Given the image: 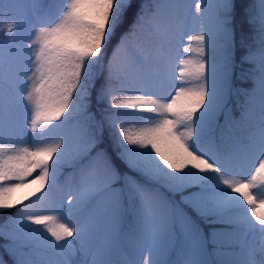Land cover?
Instances as JSON below:
<instances>
[{"label":"snow or ice","instance_id":"snow-or-ice-1","mask_svg":"<svg viewBox=\"0 0 264 264\" xmlns=\"http://www.w3.org/2000/svg\"><path fill=\"white\" fill-rule=\"evenodd\" d=\"M3 210L0 264H264V0H0Z\"/></svg>","mask_w":264,"mask_h":264},{"label":"trees","instance_id":"trees-1","mask_svg":"<svg viewBox=\"0 0 264 264\" xmlns=\"http://www.w3.org/2000/svg\"><path fill=\"white\" fill-rule=\"evenodd\" d=\"M28 2L29 0H5L6 5L7 4L25 5ZM241 2L246 3V2H250V0H241ZM21 11L22 9L19 7H11V8L5 7L3 9V19L5 23L9 19L17 16ZM235 29H236V47H237V66L235 67L234 72H233V83H234L235 88H247L250 86L249 82L241 81L239 79V75L242 69H241V66L239 65L238 58H239V55L242 54L243 52V49L240 48L239 42H240L242 35L247 34L246 23H245L242 13L237 15V18L235 21ZM243 67H247V66L245 65ZM236 104H237V98L233 95L229 98L228 107L230 109H233V115L238 116L239 110L236 107ZM220 122L223 123L222 116L220 117ZM9 211H12V210L0 211V222H3L7 218ZM135 228H136L135 217L129 214L124 215L120 222L122 242H124L128 238H130V241H131L130 245L123 246V251L125 252V259L133 257L135 253L134 247L136 245V241L133 239ZM0 243H3V241H0ZM0 255H3L5 260L9 259V257L3 253L2 249H0Z\"/></svg>","mask_w":264,"mask_h":264},{"label":"rangeland","instance_id":"rangeland-1","mask_svg":"<svg viewBox=\"0 0 264 264\" xmlns=\"http://www.w3.org/2000/svg\"><path fill=\"white\" fill-rule=\"evenodd\" d=\"M25 36H26V34H25ZM185 44H186V46H188L187 41H185ZM185 56H191L192 58H195V53L185 54ZM136 251H137V254L135 256L136 259H148L149 258L147 252H144L143 255L141 256L140 245L138 244V242L136 245ZM117 256H118L119 260H122L124 257L123 252L121 251L120 237L117 241V247H116L115 252H114V259H116Z\"/></svg>","mask_w":264,"mask_h":264}]
</instances>
